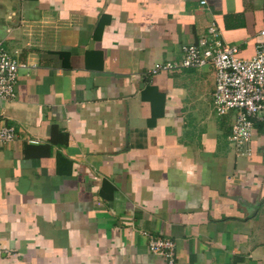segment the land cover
<instances>
[{
    "label": "crops",
    "instance_id": "1",
    "mask_svg": "<svg viewBox=\"0 0 264 264\" xmlns=\"http://www.w3.org/2000/svg\"><path fill=\"white\" fill-rule=\"evenodd\" d=\"M0 0V264H264V126L236 154L211 65L152 74L215 23L254 55L264 0Z\"/></svg>",
    "mask_w": 264,
    "mask_h": 264
},
{
    "label": "built area",
    "instance_id": "2",
    "mask_svg": "<svg viewBox=\"0 0 264 264\" xmlns=\"http://www.w3.org/2000/svg\"><path fill=\"white\" fill-rule=\"evenodd\" d=\"M202 4H206L203 0ZM255 53L250 58L238 55L239 48L225 43L213 22L196 42L182 46L179 60L157 62L150 70L158 72L201 68L211 65L215 72L214 110L218 116L232 114L234 121L229 139L236 154L251 155L256 123L264 126V28L259 32ZM19 64L0 41V99L16 98ZM0 111V120L2 118ZM18 133L12 126L0 127V146L13 143ZM148 250L176 264V243L170 238L149 236Z\"/></svg>",
    "mask_w": 264,
    "mask_h": 264
},
{
    "label": "trees",
    "instance_id": "3",
    "mask_svg": "<svg viewBox=\"0 0 264 264\" xmlns=\"http://www.w3.org/2000/svg\"><path fill=\"white\" fill-rule=\"evenodd\" d=\"M258 125H259V126H262L263 124H261V123H256V126H258Z\"/></svg>",
    "mask_w": 264,
    "mask_h": 264
}]
</instances>
